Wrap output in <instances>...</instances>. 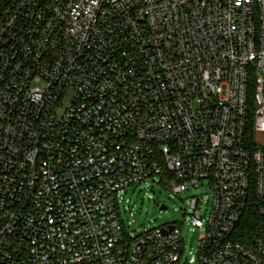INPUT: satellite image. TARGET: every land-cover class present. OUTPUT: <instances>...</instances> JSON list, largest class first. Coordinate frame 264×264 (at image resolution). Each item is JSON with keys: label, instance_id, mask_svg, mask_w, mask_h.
<instances>
[{"label": "built area", "instance_id": "1", "mask_svg": "<svg viewBox=\"0 0 264 264\" xmlns=\"http://www.w3.org/2000/svg\"><path fill=\"white\" fill-rule=\"evenodd\" d=\"M0 264H264V0H0Z\"/></svg>", "mask_w": 264, "mask_h": 264}, {"label": "rangeland", "instance_id": "2", "mask_svg": "<svg viewBox=\"0 0 264 264\" xmlns=\"http://www.w3.org/2000/svg\"><path fill=\"white\" fill-rule=\"evenodd\" d=\"M148 184L150 185L149 189H147L148 185L144 184L137 189H129L125 194V200H130V204L123 203L121 205V217L125 221L128 232H132L134 235L153 227H161L182 220L180 212L184 209L182 201L172 197L168 192L162 191L152 182ZM193 193L207 196L209 192L208 190L191 191L186 194V197L193 195ZM162 204L167 206V211H160L159 207ZM124 208H127V211ZM202 212L207 217L210 212L209 205H204ZM183 235L186 245L184 259L187 261L192 256H197L201 232L189 230V226H186Z\"/></svg>", "mask_w": 264, "mask_h": 264}, {"label": "trees", "instance_id": "3", "mask_svg": "<svg viewBox=\"0 0 264 264\" xmlns=\"http://www.w3.org/2000/svg\"><path fill=\"white\" fill-rule=\"evenodd\" d=\"M251 110H252V114H253V101L251 100ZM253 119H250L249 122V127H248V134H247V142L249 145H252L253 143ZM255 213L252 211L249 212V214L245 215L244 219L242 220L241 223V227L239 228V232L237 234V238L240 240H244L247 235H249V233L251 232V229L253 228V225L251 223L252 219H253V215Z\"/></svg>", "mask_w": 264, "mask_h": 264}, {"label": "water", "instance_id": "4", "mask_svg": "<svg viewBox=\"0 0 264 264\" xmlns=\"http://www.w3.org/2000/svg\"><path fill=\"white\" fill-rule=\"evenodd\" d=\"M165 209V207H162V209L161 210H164Z\"/></svg>", "mask_w": 264, "mask_h": 264}]
</instances>
